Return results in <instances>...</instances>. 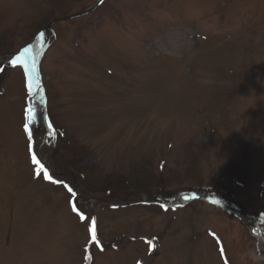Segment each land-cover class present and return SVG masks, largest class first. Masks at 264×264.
<instances>
[{
    "label": "rangeland",
    "instance_id": "374dc122",
    "mask_svg": "<svg viewBox=\"0 0 264 264\" xmlns=\"http://www.w3.org/2000/svg\"><path fill=\"white\" fill-rule=\"evenodd\" d=\"M96 1L0 0V264H264V0Z\"/></svg>",
    "mask_w": 264,
    "mask_h": 264
},
{
    "label": "snow or ice",
    "instance_id": "6c2138e0",
    "mask_svg": "<svg viewBox=\"0 0 264 264\" xmlns=\"http://www.w3.org/2000/svg\"><path fill=\"white\" fill-rule=\"evenodd\" d=\"M28 51L29 50L27 48H24L23 49V52H25V53L28 52ZM11 62H12L13 65L20 63V55L14 56ZM30 115H31V113H30ZM25 127H27V125H25ZM33 161H34V163L39 164V161L36 160V157L35 156H33ZM40 168L43 169V165H40ZM44 178L45 179H51V177L47 173V170H44ZM69 191H71V189H69ZM74 210H75V207H74ZM81 219H85V217L83 215H81ZM92 238H93V240H95V234H94V232H93Z\"/></svg>",
    "mask_w": 264,
    "mask_h": 264
},
{
    "label": "water",
    "instance_id": "95a60500",
    "mask_svg": "<svg viewBox=\"0 0 264 264\" xmlns=\"http://www.w3.org/2000/svg\"><path fill=\"white\" fill-rule=\"evenodd\" d=\"M99 1H100V0H99ZM95 6H96V5H93V6L90 7V8H87V9H85V10H83V11H80V12H78V13H75V14L68 15V16H66V17H63L62 19H70V18H73V17H78V16H81V15H84V14H86V13L92 11V10L95 8ZM49 25H50V23L46 26V28H47Z\"/></svg>",
    "mask_w": 264,
    "mask_h": 264
},
{
    "label": "bare ground",
    "instance_id": "6f19581e",
    "mask_svg": "<svg viewBox=\"0 0 264 264\" xmlns=\"http://www.w3.org/2000/svg\"><path fill=\"white\" fill-rule=\"evenodd\" d=\"M39 57H40V53H38L37 55L34 56L33 58V66H34V69L36 70L37 68V64H38V61H39ZM32 107H34L36 105V101H34V99L32 100Z\"/></svg>",
    "mask_w": 264,
    "mask_h": 264
},
{
    "label": "trees",
    "instance_id": "16d2710c",
    "mask_svg": "<svg viewBox=\"0 0 264 264\" xmlns=\"http://www.w3.org/2000/svg\"><path fill=\"white\" fill-rule=\"evenodd\" d=\"M40 29H41V28H40ZM40 29H38V30H40ZM38 30H37V31H38ZM0 75H1V74H0Z\"/></svg>",
    "mask_w": 264,
    "mask_h": 264
}]
</instances>
